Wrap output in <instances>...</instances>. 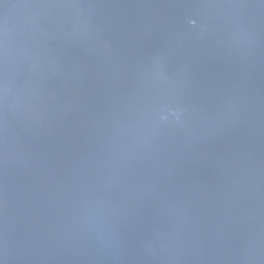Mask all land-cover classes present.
<instances>
[{
  "label": "water",
  "instance_id": "obj_1",
  "mask_svg": "<svg viewBox=\"0 0 264 264\" xmlns=\"http://www.w3.org/2000/svg\"><path fill=\"white\" fill-rule=\"evenodd\" d=\"M0 264H264V0H0Z\"/></svg>",
  "mask_w": 264,
  "mask_h": 264
}]
</instances>
